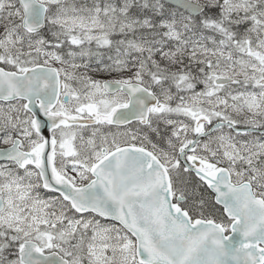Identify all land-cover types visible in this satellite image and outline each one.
<instances>
[{"label":"snow or ice","instance_id":"6c2138e0","mask_svg":"<svg viewBox=\"0 0 264 264\" xmlns=\"http://www.w3.org/2000/svg\"><path fill=\"white\" fill-rule=\"evenodd\" d=\"M0 264H264V0H0Z\"/></svg>","mask_w":264,"mask_h":264}]
</instances>
